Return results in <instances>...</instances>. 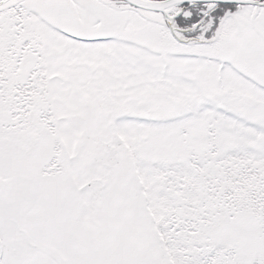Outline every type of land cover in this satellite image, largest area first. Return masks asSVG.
Returning <instances> with one entry per match:
<instances>
[{
    "label": "snow or ice",
    "instance_id": "snow-or-ice-1",
    "mask_svg": "<svg viewBox=\"0 0 264 264\" xmlns=\"http://www.w3.org/2000/svg\"><path fill=\"white\" fill-rule=\"evenodd\" d=\"M0 264H264V0H0Z\"/></svg>",
    "mask_w": 264,
    "mask_h": 264
}]
</instances>
